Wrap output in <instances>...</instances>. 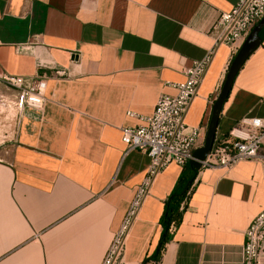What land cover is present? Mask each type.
Masks as SVG:
<instances>
[{"label":"crops","instance_id":"crops-1","mask_svg":"<svg viewBox=\"0 0 264 264\" xmlns=\"http://www.w3.org/2000/svg\"><path fill=\"white\" fill-rule=\"evenodd\" d=\"M236 2L0 0V76L47 77L42 109L21 117L17 93L0 86V264H100L149 166L120 129L175 95ZM238 49H214L187 110L185 125L201 129L195 149ZM244 117L264 118V38L234 78L214 140ZM259 156L192 168V179L166 166L150 181L123 263L241 264L245 232L264 209V141Z\"/></svg>","mask_w":264,"mask_h":264},{"label":"built area","instance_id":"built-area-1","mask_svg":"<svg viewBox=\"0 0 264 264\" xmlns=\"http://www.w3.org/2000/svg\"><path fill=\"white\" fill-rule=\"evenodd\" d=\"M264 16V0H237L229 12H221L210 27L213 48L199 61L183 70L184 80L172 85L174 96H161L153 113L141 118L142 124L134 128H121V142L128 150L147 155L149 166L142 184L110 242L100 264H124L122 254L125 241L136 214L147 194L148 186L169 164L183 167L192 160V153L202 137L199 127L185 125L184 117L197 94L198 87L214 55V49L226 45L238 49L254 25ZM0 82L16 91L14 108L21 117L25 110L39 111L44 105L47 77L23 78L2 74ZM132 115V114H130ZM264 141V118L244 117L212 147L201 162V169H225L241 162L257 161ZM264 254V209L254 217L245 232L241 264H258Z\"/></svg>","mask_w":264,"mask_h":264},{"label":"water","instance_id":"water-1","mask_svg":"<svg viewBox=\"0 0 264 264\" xmlns=\"http://www.w3.org/2000/svg\"><path fill=\"white\" fill-rule=\"evenodd\" d=\"M263 26L264 16L251 29L250 33L240 45L239 49L228 65L223 84L216 100L212 105L211 117L206 130L203 145L193 151L192 160L189 162V165L195 170H199L201 168V162L204 161L212 147L222 106L229 95L237 72L242 67L246 59L250 56V54L260 45L261 39L259 38L258 34Z\"/></svg>","mask_w":264,"mask_h":264},{"label":"trees","instance_id":"trees-1","mask_svg":"<svg viewBox=\"0 0 264 264\" xmlns=\"http://www.w3.org/2000/svg\"><path fill=\"white\" fill-rule=\"evenodd\" d=\"M258 36H259V38L261 39V42H262V40H263V38H264V26L261 28V30H260V32H259V34H258ZM261 44V43H260ZM234 57V56H233ZM233 57H232V59H233ZM231 59V60H232ZM231 62V61H230ZM184 170H186L187 172V174H188V178L189 179H192L193 177H194V174L196 173V171L195 170H193L192 169V167L191 166H189V165H185L184 166ZM184 176H186V175H184ZM184 179H185V177H181L180 179H179V182H184ZM168 219H166L165 221H167Z\"/></svg>","mask_w":264,"mask_h":264},{"label":"rangeland","instance_id":"rangeland-1","mask_svg":"<svg viewBox=\"0 0 264 264\" xmlns=\"http://www.w3.org/2000/svg\"><path fill=\"white\" fill-rule=\"evenodd\" d=\"M0 86H1V90H3V92H6V93H10L13 89H11V88H8V87H6V86H4V84L3 83H1L0 82ZM16 92V91H15ZM15 113L14 112H11L10 113V115H14Z\"/></svg>","mask_w":264,"mask_h":264}]
</instances>
